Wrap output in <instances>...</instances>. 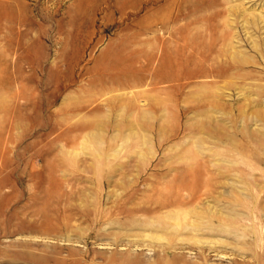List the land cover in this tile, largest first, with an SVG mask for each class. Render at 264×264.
<instances>
[{
	"label": "rangeland",
	"instance_id": "obj_1",
	"mask_svg": "<svg viewBox=\"0 0 264 264\" xmlns=\"http://www.w3.org/2000/svg\"><path fill=\"white\" fill-rule=\"evenodd\" d=\"M0 264H264V0H0Z\"/></svg>",
	"mask_w": 264,
	"mask_h": 264
}]
</instances>
